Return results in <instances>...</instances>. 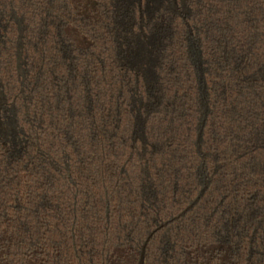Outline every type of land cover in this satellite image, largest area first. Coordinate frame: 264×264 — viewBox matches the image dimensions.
Returning <instances> with one entry per match:
<instances>
[{
	"label": "trees",
	"instance_id": "1",
	"mask_svg": "<svg viewBox=\"0 0 264 264\" xmlns=\"http://www.w3.org/2000/svg\"><path fill=\"white\" fill-rule=\"evenodd\" d=\"M0 264H264V0H0Z\"/></svg>",
	"mask_w": 264,
	"mask_h": 264
}]
</instances>
